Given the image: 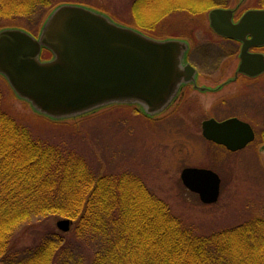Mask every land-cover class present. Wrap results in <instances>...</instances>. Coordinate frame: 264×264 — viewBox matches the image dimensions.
I'll list each match as a JSON object with an SVG mask.
<instances>
[{
	"label": "rangeland",
	"instance_id": "rangeland-1",
	"mask_svg": "<svg viewBox=\"0 0 264 264\" xmlns=\"http://www.w3.org/2000/svg\"><path fill=\"white\" fill-rule=\"evenodd\" d=\"M33 1L38 0H32L31 3ZM65 1L67 0H41L37 10L25 16L16 14L13 9L14 6H19L18 0H15L14 5L7 3L5 8V2H0V30L17 27L38 35L50 12L61 3H67ZM80 1L109 12L122 23L140 29L152 38H194L196 46L191 59L202 72L212 74V78H205L218 84L230 75V71L226 75L224 73L225 76H221L219 72H211L216 60L211 51L213 46H209L208 40L216 36L210 29L209 21V12L215 6H210L209 0H199V4L194 3V0H142L135 8V0H77ZM169 1H172L171 7L180 8V12L167 13L163 10L156 16L151 14ZM237 1L239 0H235L234 5ZM193 4L195 9L199 7V11L205 10L199 19H194L195 13L192 16L186 11ZM50 5L55 7L46 11V7ZM181 10L185 12L181 13ZM141 26L153 31H145ZM49 56L44 59L50 58ZM250 86L254 87L253 92L249 93L251 97L245 94L240 104L253 109H246L243 113L248 118H254L261 134L258 133L256 141L246 150L231 154L223 148L210 146L201 137V127L194 123L193 113L196 115V111H200L203 106L209 105L211 108V100L217 101L230 92L236 95L237 87H230L213 96H199V99L193 94L185 104L173 108L163 120H157L159 117L155 121L150 120L136 107L111 106L76 119L54 121L37 114L28 102L18 98L8 81L0 75L5 108L31 131L35 139L73 149L97 171L111 172L114 175L131 172L141 176L148 190L170 207L172 214L181 219L193 236L204 237L264 217V151L260 148L264 143V79L258 85ZM232 105L229 102L223 103L217 105L216 110L224 114ZM62 123L72 125L70 127ZM73 124L78 126L73 128ZM191 166L210 167L219 174L222 184L218 202L204 204L197 195L183 186L181 172ZM61 219L66 218L51 216L41 220L33 219L18 228L11 239L14 250L10 251L6 260L0 259V264H9L19 255V250L35 248L49 231L62 233L57 227V222ZM74 229L73 222L70 230L63 232V236L69 244L79 249L85 259L83 263L91 264L94 260V244L80 242L74 236Z\"/></svg>",
	"mask_w": 264,
	"mask_h": 264
},
{
	"label": "trees",
	"instance_id": "trees-1",
	"mask_svg": "<svg viewBox=\"0 0 264 264\" xmlns=\"http://www.w3.org/2000/svg\"><path fill=\"white\" fill-rule=\"evenodd\" d=\"M3 1L4 8L15 2ZM18 1L13 9L23 16L34 13L41 2ZM141 1L135 0L133 7ZM209 3L223 5V0ZM194 13L202 16L205 10L198 7ZM49 55L43 52V58ZM3 100L0 87V259L14 250L11 239L18 228L58 216L75 223L76 239L94 244L91 264H264V217L212 236H193L141 176L97 171L73 149L40 142ZM78 250L63 233L49 231L35 248L19 250L9 264H84Z\"/></svg>",
	"mask_w": 264,
	"mask_h": 264
},
{
	"label": "water",
	"instance_id": "water-1",
	"mask_svg": "<svg viewBox=\"0 0 264 264\" xmlns=\"http://www.w3.org/2000/svg\"><path fill=\"white\" fill-rule=\"evenodd\" d=\"M209 21L218 35L244 43L238 72H264V65L251 71L257 57L247 53L257 39H262L257 45H264V10L248 11L235 23L233 10L215 8ZM248 35L253 37L249 41ZM43 50L51 53L50 59H42ZM188 50L184 40L155 39L88 6L63 3L48 15L38 36L17 27L0 30V75L18 98L54 121L115 105L135 106L155 119L182 85L194 81L196 70L186 62ZM203 135L232 151L255 139L251 126L237 119L207 120ZM181 180L202 203L218 202L221 178L215 171L187 167ZM70 226L67 219L57 222L62 232Z\"/></svg>",
	"mask_w": 264,
	"mask_h": 264
},
{
	"label": "flooded vegetation",
	"instance_id": "flooded-vegetation-1",
	"mask_svg": "<svg viewBox=\"0 0 264 264\" xmlns=\"http://www.w3.org/2000/svg\"><path fill=\"white\" fill-rule=\"evenodd\" d=\"M228 1V2H227ZM235 0H223V5H217L214 8H225V9H231L233 10V21L236 23L245 13L248 11H260L264 10V0H239L237 1L236 5H234ZM195 6L192 5L189 10H186L188 13L192 11H196ZM166 11V10H164ZM180 12V8H171L168 9L166 12ZM185 12L181 10V13ZM204 13L202 14V16ZM193 16V15H192ZM202 16L196 15L194 19H199ZM212 33L216 36L213 39L208 40V44L210 47L213 46L212 52L215 56L216 62H214L215 67L211 71L213 73L219 72L221 73V76H225L227 71H230V75L226 77L225 80H220V82L214 83L210 79H206L205 77H211L212 74L207 72H202V70L198 67V64L191 59V55L195 49V39L191 38L189 36H175L172 38H178L185 40L189 45V50L187 53V60L186 62L190 63L196 70V74L194 77V81L185 85H182L176 98L169 104V107L159 116V120L165 119V117L169 114V112L173 108H178V106H181L182 104H185L186 101L189 99V97L193 94H196V98L199 99V96L202 97H208L217 95L220 92L225 91L226 89L233 87L238 88V93L234 95V92H230L228 95L222 97L221 99H218L217 101L211 100L212 107L209 108L208 106H203L200 108V111H196L193 113V117H195L194 123L199 125L201 127V137L210 144V146H216L223 148L225 151L231 154H236L243 152L246 150L251 144H253L256 139L258 138L259 134H261V130L258 131L256 125H258L254 118H248L244 115L243 112L249 111L248 109L252 110V108H245L240 104V100L245 96V94H248V97H251V94L253 92L254 87L250 86V84H257L261 82V80L264 79V72L256 75V76H250L245 73H240L239 71V65L241 62V50L243 48L244 43H241L238 40H234L231 38L218 36L212 28H210ZM253 37L252 35L247 36V40H251ZM262 39H257L255 42L251 43L252 45L248 46L247 53L253 56L257 57V63L255 66H252L251 71H255L254 69L263 66L264 65V45H257L260 43ZM246 43V42H245ZM248 44V43H246ZM255 44V45H253ZM254 64V63H252ZM210 72V71H208ZM225 73V75H224ZM214 86V87H212ZM217 89V90H216ZM250 95V96H249ZM233 104L229 109L227 113H222L219 110H216V106L222 105L223 103ZM218 103V104H217ZM203 104V103H202ZM217 104V105H216ZM237 106H236V105ZM216 105V106H215ZM215 106V107H214ZM214 107V108H213ZM182 109V108H181ZM197 110V109H196ZM219 111V112H217ZM228 115V116H227ZM215 120L217 122H225L232 119H237L241 122L249 124L254 133H255V139L251 143L247 144L244 148L232 151L229 150L226 146L222 144H217L214 141H211L203 135V123L207 120ZM193 122V121H192ZM260 132V133H259ZM259 133V134H258ZM263 134V130H262ZM264 135V134H263ZM264 141V140H263ZM261 150L264 151V143L261 145ZM260 151V149H259ZM196 167V166H191ZM187 168V167H186ZM196 168H204V169H212L210 167H196ZM213 170V169H212Z\"/></svg>",
	"mask_w": 264,
	"mask_h": 264
},
{
	"label": "bare ground",
	"instance_id": "bare-ground-1",
	"mask_svg": "<svg viewBox=\"0 0 264 264\" xmlns=\"http://www.w3.org/2000/svg\"><path fill=\"white\" fill-rule=\"evenodd\" d=\"M169 6H170V4H165V5L162 6V8H160L158 11H153L151 14H152L153 16H156L157 14H159L160 12H162L163 10H166Z\"/></svg>",
	"mask_w": 264,
	"mask_h": 264
}]
</instances>
